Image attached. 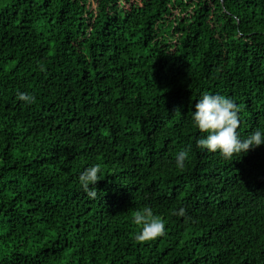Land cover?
Returning a JSON list of instances; mask_svg holds the SVG:
<instances>
[{
    "label": "trees",
    "instance_id": "1",
    "mask_svg": "<svg viewBox=\"0 0 264 264\" xmlns=\"http://www.w3.org/2000/svg\"><path fill=\"white\" fill-rule=\"evenodd\" d=\"M204 92L264 131V0H0V264H264V144L198 149Z\"/></svg>",
    "mask_w": 264,
    "mask_h": 264
},
{
    "label": "clouds",
    "instance_id": "2",
    "mask_svg": "<svg viewBox=\"0 0 264 264\" xmlns=\"http://www.w3.org/2000/svg\"><path fill=\"white\" fill-rule=\"evenodd\" d=\"M41 71L44 65L39 64ZM17 97L26 104H32L36 97L28 92L17 91ZM191 112L192 126L200 135L195 145L201 151L218 152L224 159H230L234 154H244L249 149L264 144V131L254 130L247 137L241 138L237 129L239 126L238 110L235 101L226 95L204 92L200 95ZM190 158L189 150H180L175 156V166L184 168L185 162ZM99 163L89 164L78 175V184L89 198L97 196L96 182L103 178ZM177 215H184L181 207ZM131 223L139 227L133 239L144 242L156 238L165 232L164 220L155 215L150 206L134 210Z\"/></svg>",
    "mask_w": 264,
    "mask_h": 264
}]
</instances>
